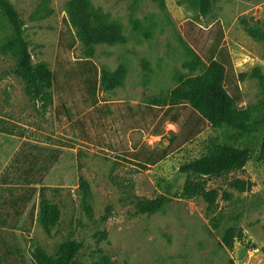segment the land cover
<instances>
[{
    "label": "rangeland",
    "instance_id": "1",
    "mask_svg": "<svg viewBox=\"0 0 264 264\" xmlns=\"http://www.w3.org/2000/svg\"><path fill=\"white\" fill-rule=\"evenodd\" d=\"M9 1L24 23L33 65L49 69L52 86L45 106L33 103L14 73L15 60L0 53V121L13 120L8 130L16 137L8 147L12 157L0 162V185H7L0 209H8L0 242L17 249L1 250L4 262L36 264L35 247L53 257L62 243L75 240L82 245L80 264H98L102 256L109 264H264L259 134L240 138L207 128L155 166L140 169L125 160L140 146L165 147L169 132L177 133L176 125L165 123L154 134L151 116L139 109L170 92L180 78L205 72L216 22L236 73L246 75L239 106L264 111V90L251 77L255 68L264 73V0H215L206 15L200 14V0H88L127 39L124 45L94 46L93 58H86L68 26L70 0ZM9 32L0 19V41ZM197 58L191 70L187 65ZM120 65L126 69L122 86L105 90L102 71ZM215 144L247 148L250 155L217 177L189 172V162ZM208 192L214 193L211 203ZM160 195L171 201L159 213L147 216L133 207L134 196ZM41 201L60 212L49 232L38 223ZM19 209L25 213L15 216ZM231 227L241 236L227 248L223 236ZM101 232L106 237L95 238Z\"/></svg>",
    "mask_w": 264,
    "mask_h": 264
},
{
    "label": "trees",
    "instance_id": "2",
    "mask_svg": "<svg viewBox=\"0 0 264 264\" xmlns=\"http://www.w3.org/2000/svg\"><path fill=\"white\" fill-rule=\"evenodd\" d=\"M215 0H200L201 15L211 11ZM68 26L74 30V38L84 46L86 58H93L96 45H124L127 42L122 28L106 22L103 15L93 10L88 0H70L66 7ZM0 19H5L10 32L0 41V53L10 55L15 60L14 73L23 81L24 92L30 101H40L46 105L49 100V88L52 86V74L43 65H33L29 45L24 37V23L9 0H0ZM220 23L212 25L214 31H209L210 42L205 60L208 65L201 75L182 77L177 85L166 95L153 99L149 105L140 107V112L151 116L152 131L161 134L165 123L177 126V133L169 132L165 147L139 148L127 153V161L135 163L140 169L155 166L181 146L193 141L205 129H225L236 132L240 138L254 134L261 136L258 161L264 162V111L257 107H240L242 101L239 83L246 78L244 73H236L229 51L222 43ZM251 37L256 32L247 28ZM200 58L187 66L195 70ZM126 69L120 65L115 71H102L100 84L107 91L122 86ZM251 77L256 79L264 90V73L258 68L253 69ZM139 120H137L138 122ZM140 126V125H138ZM140 128V127H139ZM250 150L229 144H215L207 153L189 162L187 170L195 175L208 178L220 176L246 161ZM83 195L87 194V185L80 181ZM214 193L205 194L206 202L214 200ZM170 199L160 195L153 199L134 196L132 204L137 213L151 216L161 212ZM38 223L44 231L49 232L59 220L58 206L52 203L40 202ZM89 212V208L85 207ZM106 216L102 218L103 221ZM223 242L227 248H232L241 231L235 227L224 232ZM106 237L105 232L95 235L97 239ZM81 243L68 240L62 243L55 254L49 256L39 247L33 250L36 264H80L76 257L81 250ZM98 264H109V258L102 256Z\"/></svg>",
    "mask_w": 264,
    "mask_h": 264
},
{
    "label": "crops",
    "instance_id": "3",
    "mask_svg": "<svg viewBox=\"0 0 264 264\" xmlns=\"http://www.w3.org/2000/svg\"><path fill=\"white\" fill-rule=\"evenodd\" d=\"M12 122H13V120L8 119V118L2 119L0 121V130H1L0 134L3 135L2 138L0 139V144H1L0 145V162H1V160H9L10 157H12V155H13V152L8 153V147L9 146L11 147L12 144H14L15 141L13 140V138H16L15 136L9 134L10 131L8 130V128H10V127L12 128ZM6 188H7V185L6 186L0 185V203H1V205H4V201L6 198L5 196H7ZM5 209L8 210L6 207H4L3 209H0V230L4 229V227H3V225H5L4 219H7L6 216H8L7 212L4 211ZM25 210L23 211V210L19 209V210H16L15 212H13V214L15 216H19V215H21V213H23V212L25 213ZM34 216H35L34 215V208H32L31 209V215H30V217H31L30 223H33ZM34 223H37V222L35 221ZM2 234H4V233H2L0 231V237L2 236ZM0 247H1L0 251L5 250V252H6V250H8V253H11L12 251L13 252L17 251L14 244L13 245L11 244L8 247H5V244H2V242H0ZM3 253H4V251H3ZM2 258H3V256L2 257L0 256V264H7L6 261L4 262V258L3 259Z\"/></svg>",
    "mask_w": 264,
    "mask_h": 264
}]
</instances>
